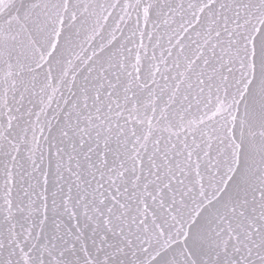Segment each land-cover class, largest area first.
Masks as SVG:
<instances>
[{"label": "snow or ice", "instance_id": "obj_1", "mask_svg": "<svg viewBox=\"0 0 264 264\" xmlns=\"http://www.w3.org/2000/svg\"><path fill=\"white\" fill-rule=\"evenodd\" d=\"M0 264H264V0H0Z\"/></svg>", "mask_w": 264, "mask_h": 264}]
</instances>
